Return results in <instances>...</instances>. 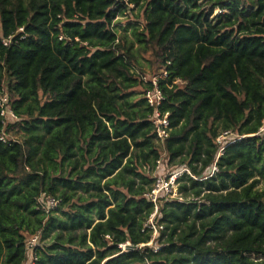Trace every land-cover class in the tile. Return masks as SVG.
I'll list each match as a JSON object with an SVG mask.
<instances>
[{
    "label": "trees",
    "instance_id": "1",
    "mask_svg": "<svg viewBox=\"0 0 264 264\" xmlns=\"http://www.w3.org/2000/svg\"><path fill=\"white\" fill-rule=\"evenodd\" d=\"M142 54L165 72L167 164L191 174L156 236ZM3 91L0 264H264V0H0Z\"/></svg>",
    "mask_w": 264,
    "mask_h": 264
},
{
    "label": "built area",
    "instance_id": "2",
    "mask_svg": "<svg viewBox=\"0 0 264 264\" xmlns=\"http://www.w3.org/2000/svg\"><path fill=\"white\" fill-rule=\"evenodd\" d=\"M218 11V10H216ZM3 43L6 44L7 40H3ZM161 75H165L163 71ZM160 76V75H159ZM143 79L145 77L143 76ZM157 77L151 79L152 86L144 92V96L151 107H153V112L151 115V121L155 126L156 141L162 148L163 154L158 157L155 161L154 169L152 170L153 181L151 183L150 189L144 194L146 199L150 201L153 205V210L147 220L149 227L152 229V233H156L158 228H161L160 225L154 223V218L157 214L158 206L161 204L162 200L166 197H174L173 193L175 192V187L178 183V179L185 173L190 174L189 169L186 166H168L165 151L163 149V140L168 134L169 130V121L167 119V112L161 113L158 110L163 95L161 90L156 84ZM0 116L2 118V123L13 122L18 119L17 115L13 112L10 107L7 93L0 92ZM264 130V124L261 128ZM226 135V132L222 133L220 136L223 137ZM218 136V138L220 137ZM0 139L6 141V135L4 132L0 134ZM219 141V139H217ZM215 167H212L214 170ZM178 198V197H177ZM39 203L38 207L42 208L45 211H48L50 208L54 207L57 203V200L53 196L44 195L41 193L37 197ZM38 236L36 234L29 237L26 241V248L31 252V248L37 243ZM124 246V245H123Z\"/></svg>",
    "mask_w": 264,
    "mask_h": 264
},
{
    "label": "rangeland",
    "instance_id": "3",
    "mask_svg": "<svg viewBox=\"0 0 264 264\" xmlns=\"http://www.w3.org/2000/svg\"><path fill=\"white\" fill-rule=\"evenodd\" d=\"M131 16H132V14L129 11L127 13L125 12V14L117 16V21H119L121 23H125L128 20V18H131ZM137 60L142 65L143 71L145 72L144 77L146 79H152L153 77H158L159 74L161 73L160 72L161 68L160 67L155 68V66L151 63L150 57L147 54L138 55ZM7 134H8V137H10V138L20 137V133L13 130V129L9 130V132ZM261 134L264 136V130L261 131ZM232 136H233V134H226V135H223V137L220 136L218 138L219 139L218 142L223 143L224 141L231 139ZM159 150H160V155H162L163 154L162 148L160 147ZM168 166L170 167V166H174V165H168ZM184 182H186V184L188 186L187 181H185V180L178 181L176 187L174 188L175 189V192L173 193L174 197L185 198V197H189V195L191 196V192H192L191 188H188L186 191H183L180 189V185ZM257 187L262 188V189L264 188V177H259V182H258ZM204 194H205V192H202V195H204ZM156 219L157 218L155 217L154 223L156 222L155 221ZM152 235L156 236L157 232L152 233Z\"/></svg>",
    "mask_w": 264,
    "mask_h": 264
},
{
    "label": "water",
    "instance_id": "4",
    "mask_svg": "<svg viewBox=\"0 0 264 264\" xmlns=\"http://www.w3.org/2000/svg\"><path fill=\"white\" fill-rule=\"evenodd\" d=\"M126 247H127V248H129L130 246H129V247H128V246H126Z\"/></svg>",
    "mask_w": 264,
    "mask_h": 264
},
{
    "label": "crops",
    "instance_id": "5",
    "mask_svg": "<svg viewBox=\"0 0 264 264\" xmlns=\"http://www.w3.org/2000/svg\"><path fill=\"white\" fill-rule=\"evenodd\" d=\"M29 263H30V262H29ZM29 263H28V264H29Z\"/></svg>",
    "mask_w": 264,
    "mask_h": 264
}]
</instances>
